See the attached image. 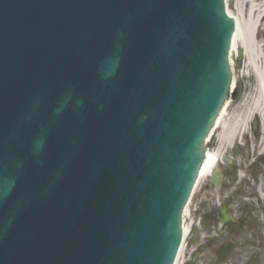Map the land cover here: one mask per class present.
<instances>
[{
  "label": "water",
  "instance_id": "95a60500",
  "mask_svg": "<svg viewBox=\"0 0 264 264\" xmlns=\"http://www.w3.org/2000/svg\"><path fill=\"white\" fill-rule=\"evenodd\" d=\"M233 31L224 0H0V264H173Z\"/></svg>",
  "mask_w": 264,
  "mask_h": 264
},
{
  "label": "flooded vegetation",
  "instance_id": "af4514ba",
  "mask_svg": "<svg viewBox=\"0 0 264 264\" xmlns=\"http://www.w3.org/2000/svg\"><path fill=\"white\" fill-rule=\"evenodd\" d=\"M263 132L258 122L195 192L190 264H264Z\"/></svg>",
  "mask_w": 264,
  "mask_h": 264
},
{
  "label": "bare ground",
  "instance_id": "6f19581e",
  "mask_svg": "<svg viewBox=\"0 0 264 264\" xmlns=\"http://www.w3.org/2000/svg\"><path fill=\"white\" fill-rule=\"evenodd\" d=\"M232 8V7H231ZM236 13L227 7V12L237 23L236 34L232 39L230 50V67L232 68L234 83L237 80L235 66L237 65L238 50H242V56L246 58L244 69L253 74L256 81L255 94L247 100L232 107L227 101L223 107L212 132L219 130L217 135L218 149L215 153H208L206 163L200 173L199 179L210 174L217 158L224 149L235 140L244 137L248 132V125L253 116L259 115L264 127V42L260 40V30L264 25V0H236ZM233 86V84H232ZM231 86V87H232ZM264 134V132H263ZM188 207L185 209L188 214ZM184 216V219H185ZM184 232L188 228L184 222ZM183 250V249H182ZM182 251L179 253L175 264H178Z\"/></svg>",
  "mask_w": 264,
  "mask_h": 264
},
{
  "label": "rangeland",
  "instance_id": "374dc122",
  "mask_svg": "<svg viewBox=\"0 0 264 264\" xmlns=\"http://www.w3.org/2000/svg\"><path fill=\"white\" fill-rule=\"evenodd\" d=\"M234 7H235V5L232 4V8L230 7V10H232L234 13H236V8H234ZM260 40H261L262 42H264V25H263V27H262L261 30H260ZM244 66H245L244 58H242L241 60H239V62H238V67L236 68V76H240V77H239L240 80L238 81V88L240 89V95H239V97L237 98V101H239V100L241 99L243 89L247 86L248 81H249V79L246 80L245 77L242 76L243 73L241 72V71H242L241 68L244 67ZM218 131H219V130H218ZM218 131H217L216 136H214V137L212 138L211 146H212V144H213L214 146H215V144H217V142H216V137H217V135H218ZM227 148H228V147H227ZM229 150H230V148L228 149V152H229ZM203 180H205V177L201 179V181H203ZM190 218H191V219H190ZM190 218L187 219V221H186V224H187L188 227H189V225H190V224L192 223V221H193V220H192V217H190ZM191 225H192V224H191ZM193 226H194V224H193ZM191 251H192L191 248L186 247V248L184 249V251L182 252L181 256H180V259H179L178 264H186V262L189 260V256H190Z\"/></svg>",
  "mask_w": 264,
  "mask_h": 264
}]
</instances>
